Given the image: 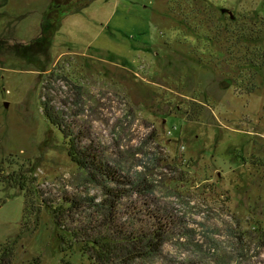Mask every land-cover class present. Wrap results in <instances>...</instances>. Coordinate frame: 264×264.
I'll return each mask as SVG.
<instances>
[{
  "label": "rangeland",
  "instance_id": "obj_1",
  "mask_svg": "<svg viewBox=\"0 0 264 264\" xmlns=\"http://www.w3.org/2000/svg\"><path fill=\"white\" fill-rule=\"evenodd\" d=\"M44 105L97 165L148 166L120 217L163 245L133 264H264V0H0V255L92 264L81 243L64 256L49 208L89 221L109 180Z\"/></svg>",
  "mask_w": 264,
  "mask_h": 264
},
{
  "label": "trees",
  "instance_id": "obj_2",
  "mask_svg": "<svg viewBox=\"0 0 264 264\" xmlns=\"http://www.w3.org/2000/svg\"><path fill=\"white\" fill-rule=\"evenodd\" d=\"M43 110L49 122L59 129L64 140H68L70 156L79 168L81 170L91 169L96 174L98 172L97 175L101 179L109 180V185L103 183L100 185L106 192V199L102 204L96 205L97 213H94V218L89 221V218L85 221L78 219L81 207L80 203L78 204L74 200H67L65 204L49 208L51 209L54 223L59 229L61 252L64 256L75 245H80V243L82 244L80 245L81 252L89 257L92 264H133L136 258L146 257L160 251L163 240L160 239L158 231L144 234L129 232L120 217L122 201L129 196V192L130 194H138L147 193L151 190H148L145 186L148 167L146 163L142 160L139 164L141 169L136 171L135 181H131L121 171L107 169V165H97L93 159L95 155L85 149L81 151L79 148L81 143H78L77 138H71L70 135H66L64 125L59 121V117L55 115L56 113L53 112V109L48 105H44ZM155 164L157 165L158 163ZM17 173L19 175L17 178H12L11 175L4 176V174L2 178L7 185L25 194L28 208L25 213L28 216L29 209H31V214L34 211H38L34 207L36 193L31 187H28L31 181L24 179L23 176L26 174L20 171ZM130 188L131 190L129 191ZM261 238L264 239V234ZM15 246L16 244L14 245V243L7 245L0 255V264H13ZM30 264H41V262L39 259H35ZM61 264L72 263L63 257Z\"/></svg>",
  "mask_w": 264,
  "mask_h": 264
},
{
  "label": "water",
  "instance_id": "obj_3",
  "mask_svg": "<svg viewBox=\"0 0 264 264\" xmlns=\"http://www.w3.org/2000/svg\"><path fill=\"white\" fill-rule=\"evenodd\" d=\"M6 107H8V104H6Z\"/></svg>",
  "mask_w": 264,
  "mask_h": 264
}]
</instances>
